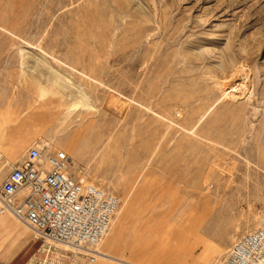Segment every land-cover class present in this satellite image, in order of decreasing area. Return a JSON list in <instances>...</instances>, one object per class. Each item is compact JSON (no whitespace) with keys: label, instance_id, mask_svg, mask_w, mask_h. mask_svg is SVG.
<instances>
[{"label":"rangeland","instance_id":"1","mask_svg":"<svg viewBox=\"0 0 264 264\" xmlns=\"http://www.w3.org/2000/svg\"><path fill=\"white\" fill-rule=\"evenodd\" d=\"M34 146L121 199L103 264H222L264 227V0H0V185Z\"/></svg>","mask_w":264,"mask_h":264},{"label":"built area","instance_id":"2","mask_svg":"<svg viewBox=\"0 0 264 264\" xmlns=\"http://www.w3.org/2000/svg\"><path fill=\"white\" fill-rule=\"evenodd\" d=\"M69 166V158L34 146L0 185V212L29 227L41 242L30 264H64L72 253L56 245L94 262L90 250L103 242L120 208L117 195L75 177ZM222 264H264V227L238 239Z\"/></svg>","mask_w":264,"mask_h":264},{"label":"crops","instance_id":"3","mask_svg":"<svg viewBox=\"0 0 264 264\" xmlns=\"http://www.w3.org/2000/svg\"><path fill=\"white\" fill-rule=\"evenodd\" d=\"M40 245L29 227L0 212V264H30Z\"/></svg>","mask_w":264,"mask_h":264},{"label":"bare ground","instance_id":"4","mask_svg":"<svg viewBox=\"0 0 264 264\" xmlns=\"http://www.w3.org/2000/svg\"><path fill=\"white\" fill-rule=\"evenodd\" d=\"M57 81H59L57 78H56ZM245 80V79H244ZM234 81V80H233ZM241 84V83H240ZM239 84V85H240ZM231 85V90L235 93L236 89L238 86H236L235 82H232L230 83ZM243 86L244 83L242 84ZM239 89V88H238ZM241 89V88H240ZM237 92V91H236ZM233 93V94H234ZM72 95V94H71ZM69 117V116H68ZM210 137V136H209ZM111 228V227H110ZM110 230V229H109ZM109 232V231H108ZM110 244V243H109ZM108 242H107V245H104V243H101L100 245H98L97 247H94V249L90 250V251H94V254L96 255L95 257V261L94 262H91L85 255H88V254H79V252L75 249H73L72 247H68L66 245H62L63 246V250L64 251H67L69 253L72 252V256H69V258L72 257V260H75L77 258H86V261H90V263H95L99 260V264H103L104 261L106 262H113V263H118V262H122L121 260H119L116 255L111 251V245H109ZM96 248V249H95ZM229 252V251H228ZM91 253V252H90ZM89 253V254H90ZM80 263V261H79ZM123 263V262H122ZM82 264V263H81ZM127 264V263H125ZM129 264V263H128Z\"/></svg>","mask_w":264,"mask_h":264}]
</instances>
